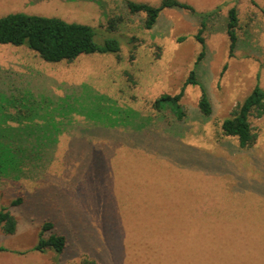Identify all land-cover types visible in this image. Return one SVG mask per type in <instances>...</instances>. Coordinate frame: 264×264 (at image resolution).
Masks as SVG:
<instances>
[{"label": "rangeland", "instance_id": "374dc122", "mask_svg": "<svg viewBox=\"0 0 264 264\" xmlns=\"http://www.w3.org/2000/svg\"><path fill=\"white\" fill-rule=\"evenodd\" d=\"M126 1L0 0V17L20 12L59 18L92 27L99 43L116 35L121 44L118 59L92 55L60 64L0 45V85L49 98L74 93V111L51 143L44 168L20 176L16 185L0 177V209L17 222L14 234L0 230V264H80L82 257L97 264H208L214 252L208 254L207 243L216 229L223 226L218 235L226 236L230 226L246 222L256 235L250 241L248 230H241L249 250L236 254L254 255L251 245L264 264V217L248 220L264 214V118L249 120L256 136L250 148L240 149L220 129L256 84L264 90V0H253L256 6L249 0H177L193 12L163 9L150 30L143 28V14L128 12ZM231 7L237 10L238 40L229 57ZM109 21L120 22L112 33ZM201 26L204 56L198 62ZM191 71L206 92L211 116H200L201 91L191 85L180 100L182 121L156 115L152 102L177 94ZM83 85L91 92L82 95ZM94 94L149 123L140 132L101 130L76 112L84 104L93 108ZM16 197L24 202L12 207ZM45 222L67 239L63 254L34 250ZM222 251L230 254L225 245Z\"/></svg>", "mask_w": 264, "mask_h": 264}, {"label": "trees", "instance_id": "16d2710c", "mask_svg": "<svg viewBox=\"0 0 264 264\" xmlns=\"http://www.w3.org/2000/svg\"><path fill=\"white\" fill-rule=\"evenodd\" d=\"M249 2L256 6L253 0H249ZM125 5L130 14L141 13L144 15L143 28L145 30H150L155 26L163 9L179 8L193 12L192 7L177 0H160V5L157 7L129 0L125 2ZM262 13L264 14V11ZM226 19L225 32L229 41V57H232L238 40L236 7H231L228 10ZM118 24L120 22L115 24L109 21L108 31L110 33L116 31ZM201 34L202 26L196 36L198 43L202 45V50L197 58L198 62L204 56V39ZM0 45L25 48L48 64L71 63L81 56L92 55H114L118 59L121 51L120 40L116 35L105 38L99 43L95 29L88 25L20 12L0 17ZM188 85L200 88L198 112L201 117H210L212 114L210 102L204 88L197 81L194 71L189 72L177 94L174 96L164 94L152 102L151 108L156 111L155 114L161 116L169 113L178 121H182L185 112L180 105V100ZM80 88L81 85L78 89ZM81 91L82 95L88 91L91 92L84 85ZM73 95L74 93L62 98H49L43 95H33L31 92L15 86H7L6 83L0 85V177L11 179L15 183L20 176L25 177L24 175L27 173L44 168L43 160L52 148L51 143L55 141L61 127L69 121L71 117L69 113L74 111L71 105ZM90 96L95 99L93 108L86 107L84 104L80 110L76 111L77 115L82 116L86 121L103 131L117 127L122 129L131 127L140 132L145 128V124L149 123L144 119H138V121L131 119L136 114L134 111L119 107L113 99L106 95L94 94ZM250 118H264V90L258 84L241 103L232 109L229 117L222 120L220 124L222 136L236 138L240 149L250 148L256 139L255 134L252 133ZM171 133L178 134L174 131ZM23 202L22 197H16L10 205L16 207ZM260 216L264 217V214H255L248 220H253L255 217L260 218ZM244 224L248 225L230 226L232 231L226 236L218 235L219 230H224L223 226L216 229L217 236L208 240L207 243L208 254L210 251L214 252L211 254L210 263L209 258L207 259L208 264H251L252 258H254L253 261L258 262L259 259V264L262 263L260 254L257 257L256 251L251 245L250 251L254 255L236 254L244 252L245 249L249 250L241 242V230L245 233V230H248L246 234L247 236L250 234V241L256 235V228L252 223ZM16 226L17 222L13 215L6 208H1L0 230L11 235L15 233ZM53 229L52 223L42 224L34 247L35 251L43 253L45 250H51L58 255L66 251L67 239L62 235L51 233ZM224 245L228 247L230 254H224L222 251ZM214 254H218V261L213 259L216 257ZM80 264H97V262L91 258L82 257ZM196 264H206V262H197Z\"/></svg>", "mask_w": 264, "mask_h": 264}]
</instances>
